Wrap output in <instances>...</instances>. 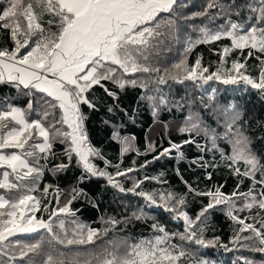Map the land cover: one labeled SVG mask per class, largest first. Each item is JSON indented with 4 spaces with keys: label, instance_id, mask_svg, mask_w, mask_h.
Segmentation results:
<instances>
[{
    "label": "snow or ice",
    "instance_id": "1",
    "mask_svg": "<svg viewBox=\"0 0 264 264\" xmlns=\"http://www.w3.org/2000/svg\"><path fill=\"white\" fill-rule=\"evenodd\" d=\"M189 7L188 0H3L0 3V29L7 32L12 42L11 48L0 47V85L8 84L28 97L25 107L14 105L7 97L0 103V264H179L188 253L181 245L170 241L179 237L204 248L216 246L219 237L208 240L204 232L210 210L220 206L238 225L230 241L235 247L220 246L226 251L244 249L264 255V215H261L264 212V164L250 150V138L236 127L240 115L234 105L223 110L222 136L229 141L232 151L230 155L221 151L220 156L221 160L229 162L227 166L233 174L240 177L231 193H224L222 185L214 186V190L199 191L187 181L184 182L188 189L186 194L147 192L141 187L144 181L159 179L147 176L143 180H133L132 186L125 188L118 178L128 177L137 169L121 170L119 164L112 165L88 141L84 127L86 116L81 105L96 110L89 93L97 86L113 100L118 99L106 82L124 90L126 87L148 89L149 83L159 86L169 81H202L206 84L216 80L225 85L242 82L264 93V0H230L227 3L208 0L201 10L186 14L183 10ZM233 16L239 20H233ZM198 19L208 22L220 19L223 23L216 28H210L207 23L200 26L188 23ZM189 28L199 33L195 39L188 35ZM222 39H228L230 44L217 53L221 59L216 72L209 73L200 56L194 64L187 63V57L197 45ZM176 45L183 47L181 58L170 65L164 64L165 56ZM245 49L244 62L233 60L231 70L221 72L226 57L233 51L243 55ZM253 57L260 64L258 77L245 74L247 60ZM137 74L143 78H133ZM155 91L162 93L159 87ZM141 99L150 102L154 117L160 106L169 105L163 94L144 95ZM187 103L188 114L178 130L186 138L179 143L169 138V146L140 168L162 157H170L173 152L177 161H182L185 159L182 149L188 144H195L201 153L217 150L216 142L221 134L206 125L199 112L192 110L195 101ZM200 103L205 109L211 106L203 99ZM175 106L183 108L184 104L178 101ZM108 111L112 112L113 108L109 107ZM33 115L36 118L30 119ZM198 136H203L212 147L199 143ZM111 138L121 144V155L133 150L131 140L134 137H122L119 130L114 129ZM56 144L64 145L59 154L54 150ZM147 152H156V145L149 142L144 154ZM60 156L67 162L61 160L49 167L50 162ZM93 159L103 160L104 168H99ZM73 160L82 169L79 183L90 177H103L119 192L142 197L148 206L162 207L173 213L175 219H182L184 232L169 233L154 223L153 229L161 235L152 240L134 244L113 240L105 242L99 251H71L80 246L96 245L122 223L109 218L104 221L106 227L103 229L79 223L71 205L84 193L76 187L68 194L67 203L52 210L47 220L36 216L37 211L48 212L51 201L41 208L42 200L46 201L51 194L59 204L61 195L58 187L50 193L49 189L53 188L50 184L43 187L40 198L34 195L44 173L65 172ZM240 162L246 165L243 171L238 166ZM191 163L201 168L217 166L215 162L205 161L203 155ZM109 167H114L115 171H107ZM206 178L211 179V173ZM245 179L250 185L246 191H241ZM188 194L210 198L194 218L185 210ZM241 199L244 203L238 204ZM254 208L258 211L253 212ZM244 212L250 215L241 216ZM61 216L72 217L75 227L69 230ZM132 218L140 220L144 214L142 211L133 213V217L123 222ZM40 230L46 231L49 239L33 243L15 239L19 234ZM56 245L69 251H61ZM122 246L123 252L120 251ZM239 259L242 264H257L247 257ZM197 264L209 262L200 260ZM259 264H264V260Z\"/></svg>",
    "mask_w": 264,
    "mask_h": 264
},
{
    "label": "trees",
    "instance_id": "2",
    "mask_svg": "<svg viewBox=\"0 0 264 264\" xmlns=\"http://www.w3.org/2000/svg\"><path fill=\"white\" fill-rule=\"evenodd\" d=\"M208 0H188L189 8L183 10L186 14L201 10ZM222 2H230V0H222ZM3 3V0H0ZM245 15H247L245 13ZM47 19V17H45ZM233 20H239L236 16ZM243 22V21H239ZM189 24L200 26L207 23L210 28H216L223 20H216L215 22H208L205 20L189 21ZM188 35L193 39L199 35L193 29H188ZM228 39L210 44L197 45L187 57V63L192 65L195 63L198 56L201 57L203 66L209 68V73L216 72L220 68V55L217 53L222 50L224 45H229ZM12 47V42L8 39L6 31L0 29V47ZM183 47L176 45L173 47L171 53H168L163 63L170 65L181 58ZM247 55V49L244 50L243 55L239 51H233L228 57L221 70V72H228L231 70L233 60L244 62V56ZM259 55V53H257ZM244 71V70H242ZM260 72L259 61L254 57L247 60L246 72L253 77H258ZM133 78H143L141 74H137ZM107 86L115 91L118 99L113 100L109 97L102 88L94 87L89 93V99L96 104V110L89 109L86 105H81V111L85 114L84 127L88 136L89 143L101 152L103 157L111 162L112 165H120L121 170L127 168H135L128 174V177L118 178L125 188H129L133 184V180H143L147 177H158L159 179L145 180L141 186L147 192H174L177 194H186L188 189L185 181L192 185L199 191L214 190V186H223L224 193H231L237 186L240 177L233 174L229 169L226 160H221V151L226 155L231 154V144L222 136L224 132L225 116L223 114L224 108L229 105H234V110L239 113L240 119L237 121L236 127L240 129L250 140V150L259 159L261 164H264V93L258 89H252L250 85H245L242 82L236 85H225L219 81L211 80L208 83H194L192 81H185L184 83H174L169 81L166 85H155L149 83L148 89L140 87H126L120 90L106 82ZM159 87L162 93L156 92L155 89ZM163 94L169 101L167 107L160 106L157 115H152V107L149 101L141 99L144 95H160ZM7 97L8 100L16 106L25 107L28 102V97L18 92L15 88L8 84L0 85V103ZM210 97H214L210 100ZM203 99L211 106L207 109L200 103ZM184 104L183 108H177L176 102ZM188 101H195L192 105V110L199 112L204 120V123L220 135L217 139V150L207 151L201 153L195 144L184 145L182 151L185 159L177 161L176 153L173 152L170 157H162L159 160L153 161L145 168H140V165L145 161H152L153 156L157 155L164 147L169 146V138L173 142H181L186 137L179 133V128L184 125V118L188 114ZM112 107L113 111L109 112L108 108ZM36 118L35 115L30 119ZM114 129H118L120 135L126 137H134L131 140L133 150L121 155V144L114 141L112 133ZM197 141L202 144H207L211 148V143L206 141L203 136H198ZM152 142L156 145V152H146L148 143ZM64 145L56 144L54 150L59 154L62 152ZM139 153V154H138ZM203 155L204 160L210 164L215 162L216 167L201 168L191 161ZM61 160L67 162L63 156L51 161L52 164L60 163ZM135 161V163H133ZM93 162L99 168H104L103 160L93 159ZM243 171L246 165L243 162L238 164ZM179 169V175L177 174ZM82 169L73 160L71 166L65 172L53 173L46 171L39 181L38 190L34 193L37 198L41 197L43 187L45 185H52L49 189L52 193L53 189L58 187L61 191L59 197V204L56 203L53 195H49L47 200H42L41 208L44 203L51 201L48 204V212L37 211L36 216L42 217L45 220L49 218V213L55 208L62 207L69 198V193L72 188L76 187L83 190L84 195L74 200L71 208L76 212L75 219L82 224L88 225L91 228L103 229L106 227L104 221L109 218H115L122 223L118 224L116 228L98 240L96 245L80 246L79 249L73 248L71 251L80 250L81 252L99 251V248L107 241H126L127 244L138 243L141 240H152L155 236L161 235L153 229L152 225L158 223L169 233H183L185 226L182 219H175L174 214L165 211L162 207L148 206L147 202L139 196L131 193H121L107 184L103 177H90L83 183L78 182V177L81 175ZM109 172H114V167L107 169ZM163 173V175H161ZM211 173V179L206 176ZM259 175V174H258ZM250 185V181L245 179L241 185L240 190L246 191ZM210 198L206 196H196L194 194L187 195V204L185 210L189 216L194 218L201 208L208 203ZM241 199L238 204H243ZM223 206L210 210L208 215L207 225L204 232V238L211 240L219 237V243L212 247H200L195 244L187 243L179 239L173 238L170 242L181 245L187 256L181 259L179 264H197L200 260H207L209 264H242L239 257H247L259 264L264 260V255L260 253L250 252L244 249L239 251H226L220 245H227L230 248L235 246L230 243L234 229L238 227L235 225L221 210ZM143 212L144 218L137 220L130 219L128 222L123 221L127 218L133 217V213L139 214ZM258 209H253V212ZM241 216L250 215V213H240ZM264 215V212L261 213ZM65 220V226L71 230L75 227L71 223L72 217L61 216ZM55 220V218H53ZM251 222V221H249ZM259 227V225H257ZM247 235V233H245ZM15 239H19L23 243H33L43 239H49V234L40 230L37 233L19 234ZM45 248L48 245L45 243ZM61 251L68 252L69 249L63 246L56 245ZM122 246L120 251L123 252Z\"/></svg>",
    "mask_w": 264,
    "mask_h": 264
},
{
    "label": "rangeland",
    "instance_id": "3",
    "mask_svg": "<svg viewBox=\"0 0 264 264\" xmlns=\"http://www.w3.org/2000/svg\"><path fill=\"white\" fill-rule=\"evenodd\" d=\"M26 234V233H25Z\"/></svg>",
    "mask_w": 264,
    "mask_h": 264
}]
</instances>
